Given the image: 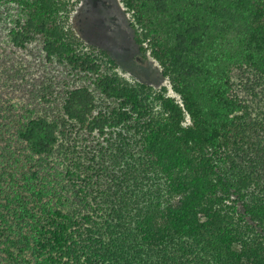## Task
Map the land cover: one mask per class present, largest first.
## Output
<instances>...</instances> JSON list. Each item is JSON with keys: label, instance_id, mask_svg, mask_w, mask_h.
I'll return each mask as SVG.
<instances>
[{"label": "trees", "instance_id": "obj_1", "mask_svg": "<svg viewBox=\"0 0 264 264\" xmlns=\"http://www.w3.org/2000/svg\"><path fill=\"white\" fill-rule=\"evenodd\" d=\"M0 0V264H264V0H122L167 87Z\"/></svg>", "mask_w": 264, "mask_h": 264}, {"label": "rangeland", "instance_id": "obj_2", "mask_svg": "<svg viewBox=\"0 0 264 264\" xmlns=\"http://www.w3.org/2000/svg\"><path fill=\"white\" fill-rule=\"evenodd\" d=\"M132 22V14L122 0H80L70 15V25L82 42L107 49L121 75L153 90L166 86L167 94L177 97L158 61L149 50L139 49Z\"/></svg>", "mask_w": 264, "mask_h": 264}, {"label": "bare ground", "instance_id": "obj_3", "mask_svg": "<svg viewBox=\"0 0 264 264\" xmlns=\"http://www.w3.org/2000/svg\"><path fill=\"white\" fill-rule=\"evenodd\" d=\"M97 10V9H96ZM98 11V10H97ZM113 14V13H112ZM111 16V15H110ZM119 20V19H118Z\"/></svg>", "mask_w": 264, "mask_h": 264}]
</instances>
